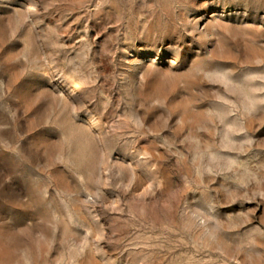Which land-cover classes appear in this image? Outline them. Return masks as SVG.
<instances>
[{
    "label": "rangeland",
    "instance_id": "374dc122",
    "mask_svg": "<svg viewBox=\"0 0 264 264\" xmlns=\"http://www.w3.org/2000/svg\"><path fill=\"white\" fill-rule=\"evenodd\" d=\"M0 264H264V0H0Z\"/></svg>",
    "mask_w": 264,
    "mask_h": 264
}]
</instances>
